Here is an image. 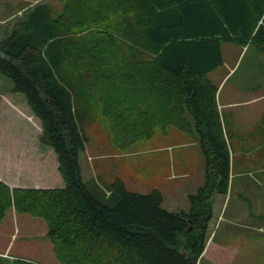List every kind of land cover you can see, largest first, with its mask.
Here are the masks:
<instances>
[{
	"label": "trees",
	"instance_id": "trees-1",
	"mask_svg": "<svg viewBox=\"0 0 264 264\" xmlns=\"http://www.w3.org/2000/svg\"><path fill=\"white\" fill-rule=\"evenodd\" d=\"M222 42L264 53V0H52L30 8L0 42V72L41 122L61 181H0V222L10 210L42 218L60 264H198L214 189L227 195L231 175L219 87L209 78L223 64ZM99 118L121 151L169 127L200 138L208 179L189 212L165 209L157 189L144 195L121 179H84L79 156Z\"/></svg>",
	"mask_w": 264,
	"mask_h": 264
},
{
	"label": "rangeland",
	"instance_id": "rangeland-1",
	"mask_svg": "<svg viewBox=\"0 0 264 264\" xmlns=\"http://www.w3.org/2000/svg\"><path fill=\"white\" fill-rule=\"evenodd\" d=\"M51 1L0 0V42L30 8ZM246 47L222 42L223 64L210 73L209 78L219 83L227 74L226 68L236 65L235 71L224 81H228V89L242 78L246 66L256 68L255 78H261L256 90L262 92L264 64L260 66L257 59L258 47L254 43ZM247 50L246 55L242 54ZM235 72L237 74L230 79ZM252 79L238 85L242 89L251 87ZM14 87L13 80L0 72V177L8 181L6 184L15 183L17 176L18 179L22 176L23 184L30 181L33 184L40 176L47 186L56 187L61 180L56 155L42 144L41 122L32 114L25 97L14 92ZM261 108L264 112V102ZM243 124L227 123L228 127L232 125L238 130L244 128L245 137L238 138L237 131L236 141L232 136L228 139L224 125L231 158L229 191L222 195L214 189L213 219L207 242L215 239L216 243H222L225 238V243L234 248L227 254L228 260L225 258L226 264H264V116L263 119L258 117V122L252 121V131L246 130ZM86 133L89 141L79 156L85 180L98 178L111 183L121 179L129 191L144 195L157 189L163 195V207L178 213L189 212L192 208L190 197L206 185L207 160L198 136L187 135L175 127L165 131L157 129L151 139L136 142L127 151H121L113 143L104 119L99 118ZM248 134L250 136L246 137ZM257 212L263 217L255 218ZM249 213H254L255 219L248 218ZM7 247V254L0 255L3 264H15V260H22L17 257L23 256L40 263H49L46 262L49 258L59 263L46 222L30 214L10 210L0 222V252H5ZM206 259L202 255L199 264H209Z\"/></svg>",
	"mask_w": 264,
	"mask_h": 264
},
{
	"label": "crops",
	"instance_id": "crops-1",
	"mask_svg": "<svg viewBox=\"0 0 264 264\" xmlns=\"http://www.w3.org/2000/svg\"><path fill=\"white\" fill-rule=\"evenodd\" d=\"M245 48H247V47H245ZM247 52H248V50L246 52H242V54L245 53V55H246ZM256 55H257V59H259L260 66H263L264 62L262 60H264V53L259 51V53H257ZM235 68H236V65L234 67L228 66L226 68L227 69L226 76L223 79H221V81L219 83H215L218 87H222L218 92V104H219L220 111H221V114H222L223 119H224V124L226 127L228 139H230V136H232L234 141L237 140V131H238V138L245 137L246 132H244L243 127L238 130L236 128H233L232 125H230V127H228L227 123H229V124H233V123L243 124L244 123L243 125L245 126L246 130L252 131L253 128H250V127H252V121L256 120V122H258V117L261 116V118L263 119V116H264V112L261 108V104H262V102H264V90L262 92L259 90H256V88H258L260 86V83H261L260 77L255 78L256 68L246 66V68L244 69V74H243L242 78L238 79L236 82H234L235 83L234 85H232L228 89H226V83L228 81L226 83L224 81L226 80L227 76H229L231 73H233L235 71ZM260 71H263V68ZM236 74H237V72H235L230 79H232ZM250 78H253L251 80V81H253V85L251 87L247 86L246 88L242 89L238 85V84H241L242 82H245L246 79L248 80ZM235 98H237V99H235ZM234 108H237L238 110L235 111ZM260 113H261V115H260ZM257 130H258V127L255 128L253 130V132H256ZM251 134H253V133H251ZM248 136H250V135L248 134L246 137H248ZM234 172H235V165H233V174H234ZM206 176H207V173H206ZM20 179H23L22 176L19 179L17 176V179H15V180L13 179L15 181V183H12V184L8 183V185L11 188H29V187L49 188V186H47L45 184L46 182L43 179V177H40V176H38V179L33 184H31L32 183L31 181L23 184ZM0 181L8 182V181H4V179L2 177H0ZM206 184H207V181H206ZM255 214H256L255 218L263 217L262 214H260L259 212L255 213ZM7 215H8V213H7ZM7 215H6V217H7ZM248 218L255 219L254 213H249ZM225 240L226 239L224 238L222 240V243H218V242L216 243L215 239L212 241L209 239L208 242L210 243V241H211V243L210 244L207 243L205 251L203 253L204 259H206L205 258L206 256L208 257V259H206V261L209 264H213V263L214 264H226L225 258L228 260L227 254L231 251V249H234V248L230 247L229 244L225 243ZM8 250H9V247H7L5 252H0V255L1 254L6 255ZM47 250H48V246H47ZM17 258H20L23 261H29L32 263L36 262L35 264H60V263L52 261V259H50V258L46 259V262H49V263H40V262L34 261L32 259H27V257H24V256L23 257H17Z\"/></svg>",
	"mask_w": 264,
	"mask_h": 264
}]
</instances>
